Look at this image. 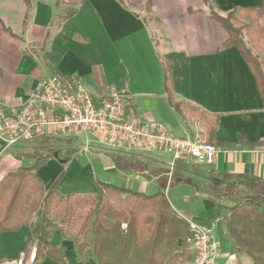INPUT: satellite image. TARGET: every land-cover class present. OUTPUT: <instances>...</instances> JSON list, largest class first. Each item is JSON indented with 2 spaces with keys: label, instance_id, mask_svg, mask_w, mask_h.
Instances as JSON below:
<instances>
[{
  "label": "crops",
  "instance_id": "1",
  "mask_svg": "<svg viewBox=\"0 0 264 264\" xmlns=\"http://www.w3.org/2000/svg\"><path fill=\"white\" fill-rule=\"evenodd\" d=\"M149 2L147 9V0H0V105L22 102L48 76L72 75L96 93L114 88L125 94L128 111L144 122H160L175 136L197 135L204 140L201 123L192 117L183 119L168 103L163 86L168 58L176 100L218 117L214 163L200 167L184 160L174 170L179 181L174 184L191 186L192 193L185 198L194 200V209L183 211L168 198L170 209L185 220L214 219L209 227L220 246L217 264H253L247 254L236 251L222 219L228 211L219 214L204 185L222 181L220 173L240 176L230 180L235 182L242 177L264 180V104L254 76L236 48H222L228 34L211 17L204 0ZM212 2L221 15L261 4V0ZM68 10L76 13L61 19ZM257 23L264 39V7ZM71 137L75 136L60 139ZM63 146L54 145L52 154L34 168L45 190L54 185L60 195L97 196L99 179L147 194L170 192L169 184L158 182L165 175L166 159L129 153L133 163L163 172L152 171L154 175L143 178L116 168L111 157L115 149L93 147V158L103 163L94 170L90 162L67 153ZM6 149L0 152V180L20 167L35 165V158L27 156L34 155L32 144L14 147L12 153ZM130 178H135V185H130ZM222 204L232 206L229 201ZM39 217L35 214L30 225L16 232H0V264H34ZM49 241L63 247L66 264H96L92 248L78 253L75 238L66 232L50 229ZM38 264L60 263L46 257Z\"/></svg>",
  "mask_w": 264,
  "mask_h": 264
},
{
  "label": "trees",
  "instance_id": "2",
  "mask_svg": "<svg viewBox=\"0 0 264 264\" xmlns=\"http://www.w3.org/2000/svg\"><path fill=\"white\" fill-rule=\"evenodd\" d=\"M204 2L210 8L211 17L228 34L222 48L237 49L254 76L264 104V39L257 23L264 0L258 7H242L225 15L214 10L212 0ZM149 6L147 0V9ZM75 13V10H68L61 19ZM171 70L167 58L163 86L168 103L183 119L192 117L199 121L204 129V141L213 145L217 115L177 101ZM52 142L51 138L33 140L34 155L27 156L35 158V165L20 167L0 180V232H16L30 225L35 214L40 215L34 264L46 257L66 264L63 247L49 241L52 228L73 236L80 254L91 247L96 264H179L189 258L185 242L189 233L187 221L171 211L168 197L162 190L147 194L99 179L95 181L97 196L60 195L54 191V185L45 190L34 168L49 157L39 151L49 148ZM111 157L121 171L131 170L136 165L126 153L115 151ZM190 169L197 173L195 166ZM206 173L214 175L209 170ZM218 177L222 181L211 180L205 192L220 215L227 209L228 214L222 216L225 232L234 241L236 251L247 254L253 264H264V180L242 177L235 182L230 180L240 176L225 173ZM222 201H229L232 206L225 207ZM192 221L210 226L214 219L194 217ZM121 224H125V229Z\"/></svg>",
  "mask_w": 264,
  "mask_h": 264
},
{
  "label": "built area",
  "instance_id": "3",
  "mask_svg": "<svg viewBox=\"0 0 264 264\" xmlns=\"http://www.w3.org/2000/svg\"><path fill=\"white\" fill-rule=\"evenodd\" d=\"M127 106L125 94L114 88L96 93L77 76L53 74L17 105H0V151L26 146L38 138L90 135L99 145L122 153L169 155L165 163L168 179L180 161L189 160L200 167L214 163V145L197 135L175 136L160 122L136 118ZM186 221L190 258L179 264H217L220 246L211 228L192 219Z\"/></svg>",
  "mask_w": 264,
  "mask_h": 264
},
{
  "label": "rangeland",
  "instance_id": "4",
  "mask_svg": "<svg viewBox=\"0 0 264 264\" xmlns=\"http://www.w3.org/2000/svg\"><path fill=\"white\" fill-rule=\"evenodd\" d=\"M71 138H72L71 140H66V139H59L56 141L53 140V142L51 144L52 146H50L45 151H43L42 155H46V156L51 155L53 152V149H54L53 147L56 144H58L60 146L65 145L63 147H65L64 150L67 151V153L71 152V153L77 154L76 156L78 157V159L82 157L81 159L83 162L84 161L90 162L89 165H90L91 169L96 170L98 168V165L102 166V164H103L102 161L93 158L92 155L96 154L93 147L98 148L100 150V149H104L105 148L104 146H101L97 142H95V140L90 135L77 136V137H71ZM27 146L31 147V143L28 144ZM85 148H86V150H85L86 152L80 153V150L85 149ZM6 150L9 151L10 153L15 151V149L12 147L8 148ZM0 152H4V150H1ZM144 155H147L150 158H157L158 160L166 159L164 161L165 163L170 158L169 155L162 153V152L147 153ZM134 164H136L135 167H133L131 170H127L126 172H129V174L135 175L137 177L150 178L152 175H154L152 173V171L155 173V175L163 173V172H161V170L151 169L150 167L144 166V165L139 164V163H134ZM146 171L148 172V174L145 173ZM176 177L177 176L175 175V171H174L171 179H168V177L165 175H161V177L158 178V182H159V184L163 183V184H169L170 185L169 188H171V189H170V192L167 193V196L170 199L171 203L176 202L177 205H179L180 209H182L183 211H189V210L194 209V200H191L189 202L185 198V195H187L189 192L192 193L191 186H188L186 184L185 185L180 184V183L178 185L174 184V183L179 182L178 180L175 181ZM130 180H131L130 185L131 184L135 185V181H136L135 178H132V179L130 178ZM102 181H105V180H102ZM105 182H108V181H105ZM208 185H209L208 183L204 185L205 189H206V186H208ZM129 188L131 189V187H129ZM263 209H264V204H263ZM204 212L207 213V211H205V210H204ZM208 213H210V212H208ZM193 215H195V214H193ZM52 216L54 217V215H52Z\"/></svg>",
  "mask_w": 264,
  "mask_h": 264
}]
</instances>
